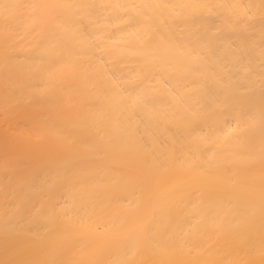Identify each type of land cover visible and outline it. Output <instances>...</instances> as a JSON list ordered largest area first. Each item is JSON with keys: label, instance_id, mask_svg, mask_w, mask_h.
Returning a JSON list of instances; mask_svg holds the SVG:
<instances>
[{"label": "bare ground", "instance_id": "bare-ground-1", "mask_svg": "<svg viewBox=\"0 0 264 264\" xmlns=\"http://www.w3.org/2000/svg\"><path fill=\"white\" fill-rule=\"evenodd\" d=\"M0 264H264V0H0Z\"/></svg>", "mask_w": 264, "mask_h": 264}]
</instances>
